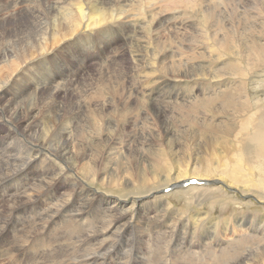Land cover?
<instances>
[{
	"label": "bare ground",
	"instance_id": "bare-ground-1",
	"mask_svg": "<svg viewBox=\"0 0 264 264\" xmlns=\"http://www.w3.org/2000/svg\"><path fill=\"white\" fill-rule=\"evenodd\" d=\"M121 35L134 36L135 41L130 56L121 52L117 59L107 48ZM81 37L101 53L95 56L79 46L76 40ZM59 56L64 65L70 64L65 71L57 62L61 69L49 75L46 63L54 64ZM66 56L72 58L64 60ZM263 67L264 0H0V125L6 117L27 137L32 135L31 128L39 127L37 138L42 140L38 139L42 148L53 151V157L61 158L66 169L76 175L75 180L71 175L63 182L85 190V201L93 203L92 208L107 205L101 214L105 209L114 212L112 216L119 213L107 225L104 218L108 216L102 215L103 231L94 230L90 235L79 229L75 242L80 248L89 241L100 243L80 260L84 264H103V258L114 249L98 239L102 235L118 242L131 231L128 240L135 245L125 241L119 251L123 257L118 256L123 264H264V212L213 216L217 203L227 199L215 194V187H191L201 209L186 219H181L185 209H175L178 214L173 210L171 219L161 223L169 204L159 205L151 217L153 224L160 223L153 238L147 232L148 236L141 234L139 239L140 228L150 224L149 212L143 211L144 201L139 203L141 209L129 216L122 200L100 196L95 202L89 197L97 192L82 185L83 180H97L102 187L118 188L133 179L154 183L160 176L166 183L195 178L208 184L210 180L205 179L217 177L264 198V170H255L251 163L254 157L264 166V101L255 99L252 106L247 88L250 77H260L256 72ZM34 70L42 74V82L29 78L28 73ZM122 74L127 76L123 79ZM173 80L178 81L169 92L166 86ZM102 91L105 96L100 95ZM9 94L11 100L5 99ZM169 108L185 120L182 129L175 125L177 120ZM184 110L192 118L188 119ZM186 123L193 134L185 131ZM10 146V140L0 139V198L12 202L0 220V259L33 264L25 252L32 250L42 263L46 241L42 230L62 218L83 226L86 213L75 210V200L70 203L62 198L67 195L66 188L59 193L60 176L51 177L47 168L26 179L39 156L32 154L31 148L24 156L23 152L12 154ZM44 196L49 218L42 224ZM205 205L212 210L204 209ZM91 217V227L100 223L99 212ZM176 220L192 224L181 242L170 247L169 240L176 234L172 221ZM77 230L68 239L72 240ZM162 232L169 235L167 251L156 247ZM144 237L152 247L142 248L141 255L138 252L135 257L138 239L141 243Z\"/></svg>",
	"mask_w": 264,
	"mask_h": 264
},
{
	"label": "rangeland",
	"instance_id": "rangeland-1",
	"mask_svg": "<svg viewBox=\"0 0 264 264\" xmlns=\"http://www.w3.org/2000/svg\"><path fill=\"white\" fill-rule=\"evenodd\" d=\"M115 37L116 36H114L113 39ZM97 39H98V36H96V41H97ZM134 39H135L134 36H127V37L123 38V36L121 35L119 37V40L117 42H113L112 45L107 48V50L110 48V50L114 51L116 53V58L117 59H121V57L117 56L118 53L121 55V52L125 53V55L129 57L130 56V54H129L130 45H131L132 41H135ZM84 40H85V38L81 37V38L77 39L76 42L78 43L79 46L81 45L83 47H86L88 52L89 51H90V53L92 52L91 53L92 55L96 56V55H99L101 53V51H99L97 47L96 48H92L93 45L89 46V42L87 40H85L86 43H87L86 44ZM202 46L207 47V45H202ZM218 50H220V49H218ZM54 51H56V49ZM71 58H72L71 56H66V57H64V60L65 59H71ZM95 58L100 59V58H102V55L101 56H97ZM61 59H62V57L59 56V58L56 59L55 63L52 64V65L49 62L46 63V65H45L46 70L48 69L46 72L49 75L53 74L57 70L61 69V67L57 66V62H59ZM60 62H61L62 65H64V62H62V61H60ZM87 62L88 61H86V64H87ZM69 64L62 66L65 71H66V69H67ZM89 69L90 68L88 67V70ZM259 71L260 72H256V74H259L260 77L255 78V76H251L250 77L251 79L248 80V87L247 88H248V93H249V95L251 97L252 106L254 105L253 101H255V99H261L262 101H264V83H263L264 81H262V80H264L263 79V77H264V67L261 68ZM28 76H31V77H29L31 80L36 78V79L39 80V82H42V74H37V72L35 70L32 73H28ZM126 76L127 75H123V79ZM171 77L174 78V77H177V76L172 75ZM177 81L178 80H176V81L173 80L172 84H170L169 86H166L167 88H169V90H168L169 92H171V90H172L171 87L172 86H176V84H177L176 82ZM180 89H182V88H180ZM106 90H108V89H106ZM106 90H105V92H106ZM68 91H70V88H68ZM63 92H65V91H63ZM178 92H179V94H182L181 90L180 91L178 90ZM209 93H210V90L208 91V93L206 95H208ZM100 95H102V96L104 95L105 96L103 91H102V93H100ZM10 97H13V95L9 94L8 96L5 97V99L11 100ZM20 98L21 97H18L17 100L19 101ZM115 98L117 99L116 96H115ZM30 101H32V100L30 99L29 102ZM2 102L0 103L1 105H2ZM145 105L147 107L151 106V104H145ZM169 109H170V112L173 114V116L176 118L177 121H175L172 117H169V119L174 120L175 121V125L177 126L179 124L178 128L182 129L183 128V123L185 122V120L182 121V119L180 118L179 114L176 113L174 111V109H171V108H169ZM0 110H1V106H0ZM1 112H2V110H1ZM206 112H207V114L211 113L209 111H206ZM189 113L190 112H187L186 110H184V112H183V114L186 117H188V119H189V117L192 118V115L189 114ZM204 114H206V113H204ZM204 114H201V116L199 115L198 117L202 118V115H204ZM126 119L129 120L128 117ZM191 120H193V119H191ZM1 121H2L1 122L2 125H0V139H5L6 141L10 140V142H11V146L10 147H11V150H12V154L20 155V153L23 152L22 156H24V155H26L28 153V149L31 148L33 150L32 154H38V156H39V159L37 160L38 162L36 161L37 163L34 165V167L31 168L30 173L27 175L26 179L32 178V176H33L32 174L35 175L38 170H44V169L47 168L45 171L50 172V174L52 175L51 177L60 176L59 177L60 178L59 179V181H60L59 184H61L60 185L61 188L59 190V193H61L60 191H62L63 189H65V188L67 189V192H66V189H65V193H67V195L62 197V198L63 199H65V198L69 199L70 203H72L73 200H75V206H76L75 210L76 209H84V211L86 213V216H85L86 219L84 220V225L83 226L74 224L73 222L72 223H70V222L68 223L64 218H62V219L58 220L56 222V224H51L50 227L47 230H45V231L42 230V234H43L42 236L46 237V239H45L46 241L42 244V263L40 262V260L37 259L39 254L36 253V251H35V253H33L32 250H29V251L26 250L25 252H27L28 256H29L28 258L31 259L33 264H84L80 260L84 256L92 254V252H94L96 249H98L100 243H99V240H93V241H89L88 244L85 245L86 247L82 246L80 248L79 243L75 242L76 238L81 234V231H80L81 229L80 228L85 229L86 231H88L90 233V235H93V234H95L94 230L95 231L96 230L97 231H103L104 230V226H101V221H102L101 218H102L103 214L105 215V217L108 216V217L104 218V225H107L110 220H114L115 218H117L118 216H116V215L119 214V213H116L115 216H112V214L114 215L115 213L112 212L111 210H106L105 209L104 213L101 214L100 210H101L102 207H104V205H102L98 209H95L93 207L94 208V210H93V208H92L93 203H87V201H85L88 198L87 197V192L85 190H81L77 186H71V184L67 185L68 182H63L64 178L68 180V179H70L71 175H73L72 178H73V180H75L76 179V175L70 173V171H68V169H66L65 164L61 163L62 162L60 160L61 158L57 157L56 155H55L56 157H53L54 156L52 154L53 151L49 152L47 149L42 148V146L38 142L39 138H37L38 133L40 134L39 127L34 126V129L31 128V130L29 131L30 132L29 134H32V135L30 137H27V136L23 135L22 133H20L14 127V125L12 123L10 124L6 120V117H3ZM179 121H181V122H179ZM24 122L26 123V121H24ZM5 123H7V124H5ZM173 125L174 124H172L170 126L172 127ZM186 125L185 126L187 128L185 127L186 128L185 131L188 132L189 134H191V133L193 134V128L191 129V127L187 123H186ZM35 130H36V132H35ZM169 136H171V135H169ZM170 138L171 137H169V139ZM59 139L60 138L57 139V142H58ZM39 140L42 141L41 139H39ZM137 140H138V138H137ZM55 142H56V140H55ZM32 143L36 144V146L33 145ZM52 143H54V141H52ZM175 144H176V148L179 150L180 145L177 143V141L175 142ZM53 146H55V145H53ZM53 146H51L50 148H52ZM70 146H71V144H70ZM251 159H252L251 163L254 165V169L255 170L256 169L264 170V166H262L260 164V162H258L256 160V158L252 157ZM18 160H21V158H18ZM42 161H44L46 164L42 163ZM59 170H61V171H59ZM261 170H259V171H261ZM65 173H67L68 175L65 174ZM122 174L125 175V173H122ZM65 175H67V176H65ZM212 178L213 179H205V180H210V182L208 184H204L205 182L199 181L200 183H196L197 185H189L187 187H182V183H184L187 180H185L184 182H179L177 184H172L174 181L166 183V181L165 182L163 181L164 178L162 176L158 177L156 179L157 181L154 182V183L151 181L152 184L151 183H149V184H141L136 179H133V180H130L126 185L123 184V185H120V187L118 186V188L102 187L100 184H98V183L96 184L97 180L93 181V182H90L88 180H83V184L82 185L84 186V188H89L90 190H91V187H92L91 191L94 190L95 193L97 192L96 195L92 194L91 197H89V198H95L94 199L95 202L100 196H103V197L109 198V199L117 197L116 199L122 200L121 203L126 205L125 207H126V209H128L129 216H131L132 214L134 215V212H135V210L137 208L141 209V204L139 205V203H140V201H144L143 202V206H142L143 207V211L149 212L148 215H146V217L148 218V221L150 222V224H149V226H145L146 224H143V226H144L143 232H141L142 231L141 229L143 228V226L140 228L139 239L141 237V234H143L144 236H148V233H149V235H152L153 234L152 233L153 230H156L157 224H160V223L153 224L152 221L154 219L151 218L153 216V213L156 212V209L159 207V205L169 204L168 210L164 211V214H166V215L164 216V218L162 217L163 215L161 216V218H163V221H160V218L158 217L159 221L161 223L167 222L166 219L167 220L171 219V215H173V213H171V212H173V210H175V209H177V210L185 209V212L182 213L181 219L189 218V216L193 212H195L196 210H200L201 209V207L199 206L200 201L198 200V197L196 196V192L194 190L195 188H193V189L191 188V187H194V186H196L197 188L198 187H203V186L204 187H209V188H214L215 187L217 189L215 191V194H217L219 196H222L225 199L227 198L224 201L225 203H223V201L220 202V203H217V206H216L215 210L211 212V214L213 216H217L218 215L219 218H223V217H227L229 215L231 216L232 213H240L242 211H245V212L250 211V212H253V213H258V211L259 212H261V211L264 212V198L260 195V193H257L255 191H247V190L245 191L243 188H241L239 186H235V185H232L231 183H228V181L226 179H223V178H217V177L216 178L212 177ZM256 179H259L258 175H257ZM171 180H173V179H171ZM222 181H224L225 183L222 182ZM130 182H131V184H130ZM167 186L171 188L170 192H166L165 189H166ZM177 187H179V188H177ZM164 190H165V192H164ZM152 198H156L157 202L152 201ZM45 199H46V196L42 197V204H43L42 205V224L44 222H46L48 220V218H49L48 212L44 210L45 207L48 206L47 204H49L48 201H46ZM134 199H135V201H133ZM14 202H15V200H14ZM134 202H135V204H134ZM2 203L4 205H2ZM11 203H12L11 200H9L8 203H7V201L3 202V200H1V198H0V220H3V213H4L6 208L12 206ZM60 203H61V201L56 202V204H58V205ZM205 206L206 207H204V209L210 210V211L212 210L209 207H207V205H205ZM105 207H107V205H105ZM220 209H222V211H220ZM98 212L100 213V216H101L98 219L100 221V223L97 224L98 226L96 224L94 226H92L93 230H91L92 227H91L89 221L92 219L91 216L94 215V214H98ZM166 212H168V213H166ZM174 213L178 214L176 212V210H175ZM105 222H106V224H105ZM172 222H173L172 225L176 226L175 227V229H176L175 233L177 235L176 234L172 235L171 236V241H170L169 240V235L167 233H165V232H162V234L160 233V235H162V239H158V241L156 242V247L158 249L160 247V249H159L160 251L164 250V249L166 251L168 250L167 247L164 248L167 245V241L168 240H169V244H170L169 246L170 247H174L177 243L181 242L180 237L182 235H184L186 233V231L190 230L191 224H192V221H183V220H176V221H172ZM183 225H185V226H183ZM76 228H78V230L73 232V237H72L73 239L72 240H70L71 238L68 239L70 233ZM152 228H154V229H152ZM18 231L20 232V234L23 233L20 230H18ZM11 232H12V229L10 230V233ZM65 232H66V234H65ZM180 232H182V233H180ZM61 233H63V234H61ZM55 234L58 235V236H61L63 238V241L62 240H56V238L54 236ZM96 234H103V232L102 233H96ZM102 236L103 237H100L98 239L104 240V242L106 243V248H109V245H110V248H114L113 250H111V252L106 257L103 258V264H116V262L119 263V264L120 263L123 264L124 260L119 258V257H123V255H122L123 251H121L120 254H119V251H120L121 248L124 247L125 241L130 242L131 245H135V243L133 244L131 241L128 240V239L132 238L133 231H131V233L129 232L127 235L123 236V239L121 237H119L118 238L119 239L118 242H116L115 240L109 238V236H107V234L106 235H102ZM48 237H49V239H48ZM152 238H153V235H152ZM152 238H150V244H152L151 243L152 242ZM136 239H138V238H136ZM139 239H138V242H137V251H136L137 253L135 254V257H137L138 252L141 255L142 248H143V251H145L147 247L148 248L152 247V246L149 245L147 237H144V242H141V243H139ZM71 244H72V246H71ZM111 244L115 245L116 247H114ZM142 244H144V245H142ZM73 245H74V247H73ZM52 248H55V249L51 250ZM56 249L58 250V252H57ZM66 250H68V251H66ZM86 250H88L89 252H86ZM71 252H72L73 256L71 255ZM101 252H104V250L102 249ZM65 253L67 255H69V256H67ZM85 254H87V255H85ZM57 257H58V259H57ZM34 259H37V261L34 260ZM70 260H71V262H70ZM109 260H111V262ZM12 261H14L13 258L0 259V262H1L0 264H5V263L6 264H10V262H12ZM16 261L17 260H15V263H11V264H18Z\"/></svg>",
	"mask_w": 264,
	"mask_h": 264
}]
</instances>
